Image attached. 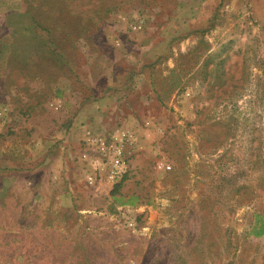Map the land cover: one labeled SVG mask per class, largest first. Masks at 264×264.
Masks as SVG:
<instances>
[{
  "label": "rangeland",
  "instance_id": "obj_1",
  "mask_svg": "<svg viewBox=\"0 0 264 264\" xmlns=\"http://www.w3.org/2000/svg\"><path fill=\"white\" fill-rule=\"evenodd\" d=\"M256 225L264 0H0V264H264Z\"/></svg>",
  "mask_w": 264,
  "mask_h": 264
},
{
  "label": "built area",
  "instance_id": "obj_2",
  "mask_svg": "<svg viewBox=\"0 0 264 264\" xmlns=\"http://www.w3.org/2000/svg\"><path fill=\"white\" fill-rule=\"evenodd\" d=\"M87 146L98 152L102 161L97 162V167L102 168L104 162L107 163L105 169L108 170V176L113 181L120 178L126 170L125 158V137L111 136V137H91L86 142ZM167 170L171 167L167 166Z\"/></svg>",
  "mask_w": 264,
  "mask_h": 264
},
{
  "label": "trees",
  "instance_id": "obj_3",
  "mask_svg": "<svg viewBox=\"0 0 264 264\" xmlns=\"http://www.w3.org/2000/svg\"><path fill=\"white\" fill-rule=\"evenodd\" d=\"M253 234L257 237H260V236H263L264 235V225L262 226H258L256 225L254 228H253Z\"/></svg>",
  "mask_w": 264,
  "mask_h": 264
}]
</instances>
